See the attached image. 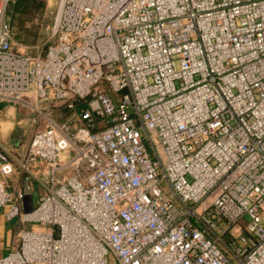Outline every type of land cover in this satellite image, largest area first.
<instances>
[{
    "label": "built area",
    "instance_id": "built-area-1",
    "mask_svg": "<svg viewBox=\"0 0 264 264\" xmlns=\"http://www.w3.org/2000/svg\"><path fill=\"white\" fill-rule=\"evenodd\" d=\"M10 1L0 102L43 126L0 144V264H264V0H60L34 57Z\"/></svg>",
    "mask_w": 264,
    "mask_h": 264
},
{
    "label": "rangeland",
    "instance_id": "rangeland-1",
    "mask_svg": "<svg viewBox=\"0 0 264 264\" xmlns=\"http://www.w3.org/2000/svg\"><path fill=\"white\" fill-rule=\"evenodd\" d=\"M20 0H11L5 17L15 35V49L26 55H45L55 42L52 30L56 21L60 0H28L38 6L17 9ZM67 115L59 113V119ZM37 121V123H34ZM43 124L25 107L0 102V144L8 150L26 151L36 131ZM37 199L38 196L35 195ZM249 221V217L246 218Z\"/></svg>",
    "mask_w": 264,
    "mask_h": 264
},
{
    "label": "crops",
    "instance_id": "crops-1",
    "mask_svg": "<svg viewBox=\"0 0 264 264\" xmlns=\"http://www.w3.org/2000/svg\"><path fill=\"white\" fill-rule=\"evenodd\" d=\"M16 149L17 148H14V150L13 149L12 150L6 149V150L12 155L13 159L16 162H19L28 149L23 152ZM15 179H17V175L14 176V180ZM35 195L38 196L37 199L35 198ZM32 197L35 206L37 200L39 199L38 189L35 190ZM7 211L8 209L0 208V258L5 256L7 253H9L12 249L15 248V246L17 245L18 232L22 228V225L19 223L17 219L9 220L7 218L6 215Z\"/></svg>",
    "mask_w": 264,
    "mask_h": 264
},
{
    "label": "water",
    "instance_id": "water-1",
    "mask_svg": "<svg viewBox=\"0 0 264 264\" xmlns=\"http://www.w3.org/2000/svg\"><path fill=\"white\" fill-rule=\"evenodd\" d=\"M33 197L32 196H27L25 201H24V209L27 212H31L34 208V202H33Z\"/></svg>",
    "mask_w": 264,
    "mask_h": 264
},
{
    "label": "trees",
    "instance_id": "trees-1",
    "mask_svg": "<svg viewBox=\"0 0 264 264\" xmlns=\"http://www.w3.org/2000/svg\"><path fill=\"white\" fill-rule=\"evenodd\" d=\"M18 1V0H17ZM19 5V7L17 8V9H15L17 12H19V8H21V7H25V6H27L28 8H31L30 6H33V5H35V3H29L28 2V0H20L19 2H17ZM35 6H38L37 4L35 5ZM13 32V31H12ZM13 34H14V32H13ZM15 36V35H14Z\"/></svg>",
    "mask_w": 264,
    "mask_h": 264
},
{
    "label": "clouds",
    "instance_id": "clouds-1",
    "mask_svg": "<svg viewBox=\"0 0 264 264\" xmlns=\"http://www.w3.org/2000/svg\"><path fill=\"white\" fill-rule=\"evenodd\" d=\"M6 167V170L10 171L11 170V166L8 165V166H5Z\"/></svg>",
    "mask_w": 264,
    "mask_h": 264
}]
</instances>
